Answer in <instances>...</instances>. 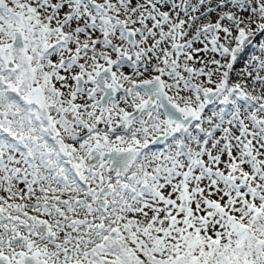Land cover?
<instances>
[{"label":"snow or ice","instance_id":"obj_1","mask_svg":"<svg viewBox=\"0 0 264 264\" xmlns=\"http://www.w3.org/2000/svg\"><path fill=\"white\" fill-rule=\"evenodd\" d=\"M0 264H264V0H0Z\"/></svg>","mask_w":264,"mask_h":264}]
</instances>
